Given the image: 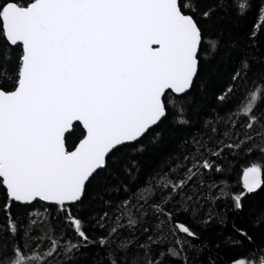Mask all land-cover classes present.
<instances>
[{
	"label": "snow or ice",
	"instance_id": "obj_1",
	"mask_svg": "<svg viewBox=\"0 0 264 264\" xmlns=\"http://www.w3.org/2000/svg\"><path fill=\"white\" fill-rule=\"evenodd\" d=\"M89 247L264 264V0H0V264Z\"/></svg>",
	"mask_w": 264,
	"mask_h": 264
},
{
	"label": "trees",
	"instance_id": "obj_2",
	"mask_svg": "<svg viewBox=\"0 0 264 264\" xmlns=\"http://www.w3.org/2000/svg\"><path fill=\"white\" fill-rule=\"evenodd\" d=\"M196 127L197 126H193V134H195ZM165 147V145L153 147L150 152L145 154L146 159L149 161H155L158 156L163 155ZM95 251L96 250L93 247L81 249V251L76 253L74 258L69 261V264H91Z\"/></svg>",
	"mask_w": 264,
	"mask_h": 264
}]
</instances>
